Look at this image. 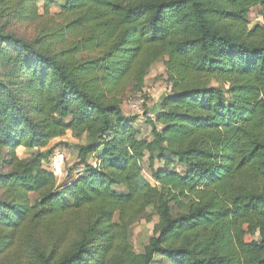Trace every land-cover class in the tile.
<instances>
[{
	"label": "trees",
	"instance_id": "1",
	"mask_svg": "<svg viewBox=\"0 0 264 264\" xmlns=\"http://www.w3.org/2000/svg\"><path fill=\"white\" fill-rule=\"evenodd\" d=\"M157 66L144 138L123 106ZM157 262L264 264V0H0V264Z\"/></svg>",
	"mask_w": 264,
	"mask_h": 264
},
{
	"label": "rangeland",
	"instance_id": "2",
	"mask_svg": "<svg viewBox=\"0 0 264 264\" xmlns=\"http://www.w3.org/2000/svg\"><path fill=\"white\" fill-rule=\"evenodd\" d=\"M57 11H58L57 8L53 9L54 13H56ZM256 19H257V10H253L252 13L250 14V22H254ZM11 30H16L17 33L21 35H26L27 37L32 36V31L30 29H27L26 27L11 28ZM145 90L148 94V99L150 102L149 104L153 109H156L155 106L162 97L170 93L171 87L166 81L165 70L162 66L155 67L150 73V75L147 77ZM124 112L129 114V111L126 107L124 108ZM146 123L148 124V122ZM148 126L149 127L143 132L144 138L150 137L151 135V127L149 124ZM74 143L75 141H72L71 138L66 136L60 141H53L50 145L51 148H54V153L62 152L63 154L66 155L65 177L61 178L62 180L59 178L58 180L59 182L64 181L70 169L76 168L75 166L77 165V158L75 157L76 148L74 147ZM18 155L21 158H25L27 157L28 154L25 152V154L23 155L22 151H20L18 152ZM160 166H161L160 164L157 165V167ZM143 168L146 179L149 180L152 184H154L151 178L149 164L144 163ZM36 199L37 196L32 195L31 200L33 203L36 201ZM117 220L118 217H115V221ZM156 223L157 220H155V222L153 223H147L146 221H142L134 228L133 244L136 251L140 252L143 250L144 245H146L149 238L153 235L154 226ZM158 263L159 262H157V264Z\"/></svg>",
	"mask_w": 264,
	"mask_h": 264
},
{
	"label": "built area",
	"instance_id": "3",
	"mask_svg": "<svg viewBox=\"0 0 264 264\" xmlns=\"http://www.w3.org/2000/svg\"><path fill=\"white\" fill-rule=\"evenodd\" d=\"M149 103L148 94L144 89L130 96L124 106L128 109L129 115L143 118L146 122H156V110ZM65 164L66 155L55 152L46 167L59 180L65 177Z\"/></svg>",
	"mask_w": 264,
	"mask_h": 264
},
{
	"label": "crops",
	"instance_id": "4",
	"mask_svg": "<svg viewBox=\"0 0 264 264\" xmlns=\"http://www.w3.org/2000/svg\"><path fill=\"white\" fill-rule=\"evenodd\" d=\"M158 102H159V101H158ZM158 102H157V104H158ZM157 104H156L155 107H157ZM124 108H125V106H123V110H124ZM155 110H156V109H155ZM124 113H125V112H124ZM125 114H127V113H125ZM136 126L139 127V128H141L143 132L149 127L148 124L145 122V120H144L143 118H137V120H136ZM67 137L71 138L72 141H75V140H73V138H72V134H71V133H68V134H67ZM60 140H61V139L56 140V141H60ZM20 151H22V154H23V155H24L25 152H26V150H25L24 148H19V149L17 150V152H20Z\"/></svg>",
	"mask_w": 264,
	"mask_h": 264
}]
</instances>
